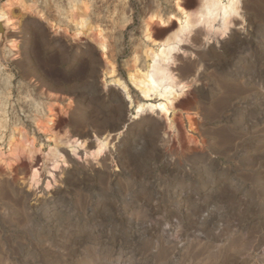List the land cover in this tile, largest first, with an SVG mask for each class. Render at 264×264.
I'll return each mask as SVG.
<instances>
[{
    "label": "rangeland",
    "instance_id": "obj_1",
    "mask_svg": "<svg viewBox=\"0 0 264 264\" xmlns=\"http://www.w3.org/2000/svg\"><path fill=\"white\" fill-rule=\"evenodd\" d=\"M71 1L22 0L0 21V264H264V0L204 13L166 61L174 112L111 133L124 107L109 84L127 81L146 27L160 45L177 0H73L108 40L100 56L69 22Z\"/></svg>",
    "mask_w": 264,
    "mask_h": 264
},
{
    "label": "bare ground",
    "instance_id": "obj_2",
    "mask_svg": "<svg viewBox=\"0 0 264 264\" xmlns=\"http://www.w3.org/2000/svg\"><path fill=\"white\" fill-rule=\"evenodd\" d=\"M176 3L179 17H177V22L171 31L163 37L160 45L156 49L151 47L152 45H156V42L153 41L151 30L146 27L143 34L145 45L142 52L140 55L133 56V66L128 73L127 81L137 89L143 98L159 95L157 105H146L142 101L138 102L136 116L149 111H157L160 114L166 113L167 116L174 112L175 105L179 102L180 98L174 95L176 92V81L170 83L168 80L170 66L167 65L166 61L173 59L180 46L200 26L199 20L204 13L214 17L221 15V18L224 19L225 17L234 15L238 11L239 0H227L225 3L222 0H199L197 6L191 10L181 7L180 0H177ZM8 4L7 8L0 6V21H4L6 26L12 24L9 9L15 4H22V0H8ZM70 5L71 9L68 14V20L76 30V35L79 37L82 32H86L87 37L97 44L104 55H107L109 52L108 40L101 32H95L94 27L89 25L88 14L85 9L86 3L72 0ZM7 48L13 54L16 45L13 41H10ZM140 59L143 60V64H140ZM106 74L111 76L117 75V66L111 60H108L106 63ZM116 81L122 86L123 91L129 97L127 81H123L121 78H117ZM14 133H19L22 137L24 135L23 131L19 128H15ZM106 139L107 136H102L99 142L93 141L90 147L98 149V152H100L107 145ZM54 149L50 150L54 157L53 164L60 163V161L63 162L64 160L61 159L62 153L60 151L62 145L58 143ZM70 149L74 154L80 151V148L74 145ZM68 154L70 155V151ZM38 173L39 171L36 168H31L27 171V178L30 184L37 181Z\"/></svg>",
    "mask_w": 264,
    "mask_h": 264
},
{
    "label": "water",
    "instance_id": "obj_3",
    "mask_svg": "<svg viewBox=\"0 0 264 264\" xmlns=\"http://www.w3.org/2000/svg\"><path fill=\"white\" fill-rule=\"evenodd\" d=\"M90 43L96 49L97 53L100 56L101 55L100 49L94 43H92V42H90ZM101 59H102V57H101ZM109 86L113 90H116V89L119 90L120 99H121L122 105L124 107V121L119 127H117V129L116 128H112L110 130V133H111L112 131L118 130L119 128L120 129H125L126 127H128L133 121H135L138 118V116H136L138 110H137V103L132 101V99L127 96L126 92H124L121 87H119V86H117L115 84H112V83L109 84ZM149 115L152 116V117H155L152 113H149ZM158 121H160V120H158ZM95 134L96 133L94 131H89V132H86L84 134H80L78 136L80 138H83V139H85L88 136H91L92 138H94Z\"/></svg>",
    "mask_w": 264,
    "mask_h": 264
}]
</instances>
